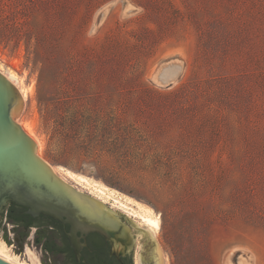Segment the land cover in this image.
Listing matches in <instances>:
<instances>
[{"label": "rangeland", "instance_id": "1", "mask_svg": "<svg viewBox=\"0 0 264 264\" xmlns=\"http://www.w3.org/2000/svg\"><path fill=\"white\" fill-rule=\"evenodd\" d=\"M0 66L41 158L159 212L164 264H264V0H0Z\"/></svg>", "mask_w": 264, "mask_h": 264}, {"label": "water", "instance_id": "2", "mask_svg": "<svg viewBox=\"0 0 264 264\" xmlns=\"http://www.w3.org/2000/svg\"><path fill=\"white\" fill-rule=\"evenodd\" d=\"M22 106L18 89L0 72V212L12 201L25 207V212L32 216L69 222L71 234L80 231L106 235L114 231L129 236L131 244L139 236L138 264H164L159 245L148 228L140 227L125 214L62 180L37 155V145L16 122ZM121 216L125 217L124 222L119 220ZM0 236L6 245L12 243L7 239L4 220L0 222ZM16 242L23 251L22 242ZM24 242L30 247V240ZM0 264L12 263L0 257Z\"/></svg>", "mask_w": 264, "mask_h": 264}, {"label": "flooded vegetation", "instance_id": "3", "mask_svg": "<svg viewBox=\"0 0 264 264\" xmlns=\"http://www.w3.org/2000/svg\"><path fill=\"white\" fill-rule=\"evenodd\" d=\"M3 209L0 222L11 224L14 241L23 244L32 238L44 253L45 264H137L134 243L131 244L129 236L114 231L106 235L80 231L71 234L69 222L62 223L44 215L32 216L25 212L26 208L12 209L8 215H2ZM124 218L121 216L119 220L124 222Z\"/></svg>", "mask_w": 264, "mask_h": 264}, {"label": "bare ground", "instance_id": "4", "mask_svg": "<svg viewBox=\"0 0 264 264\" xmlns=\"http://www.w3.org/2000/svg\"><path fill=\"white\" fill-rule=\"evenodd\" d=\"M134 10H136V7L132 6L128 2H125L121 11V15L125 16L129 14V12ZM107 11L108 8L104 10V15L107 13ZM94 31L95 28L93 32ZM0 72L15 85L22 97V100H25L33 92V85L26 86L23 82V79L17 77V75L13 71H9V73H6L4 70H2V67L0 66ZM177 76H179V74L172 77L170 81H175ZM152 78L160 83V81L158 80L157 73H153ZM16 122L22 127L25 133L30 136L35 142L38 148V153H36L40 157L39 150L42 147V141L35 132V122L27 118L16 119ZM50 166L53 172L57 174L62 180L72 184L80 191L86 192L87 194L95 197L101 202L108 204L110 207L122 212L127 217L133 219L140 227L144 229L148 228L152 232L153 236L159 231L161 224L160 214L159 212L157 213L150 205L145 204L131 197L130 195L121 193L117 189L108 186L107 184L98 179L74 172L63 166H54L51 164ZM110 198L114 200V203L109 202ZM232 253V250H230L224 255V264H232ZM27 255L32 260V264H41L39 258L29 247L27 248ZM0 257L12 264H26L23 261L19 260L18 255H11L9 253V245H6V242L2 239H0ZM163 259L164 261H167L166 256L163 257ZM237 264H253V256L249 254L239 255L237 257Z\"/></svg>", "mask_w": 264, "mask_h": 264}, {"label": "trees", "instance_id": "5", "mask_svg": "<svg viewBox=\"0 0 264 264\" xmlns=\"http://www.w3.org/2000/svg\"><path fill=\"white\" fill-rule=\"evenodd\" d=\"M12 209H17L18 211H21V209L23 210L25 208L23 206H20V205H18L16 203L12 202V201H9L5 205V207H4L3 211H2V215H4L5 213H6V215H8V212L9 211L12 212Z\"/></svg>", "mask_w": 264, "mask_h": 264}]
</instances>
